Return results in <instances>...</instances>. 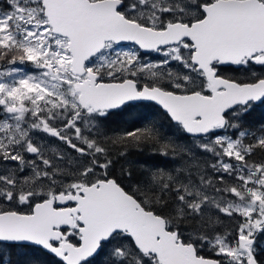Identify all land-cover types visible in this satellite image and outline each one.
Returning a JSON list of instances; mask_svg holds the SVG:
<instances>
[{
    "label": "snow or ice",
    "instance_id": "6c2138e0",
    "mask_svg": "<svg viewBox=\"0 0 264 264\" xmlns=\"http://www.w3.org/2000/svg\"><path fill=\"white\" fill-rule=\"evenodd\" d=\"M259 105L264 0H0V264H264Z\"/></svg>",
    "mask_w": 264,
    "mask_h": 264
},
{
    "label": "trees",
    "instance_id": "16d2710c",
    "mask_svg": "<svg viewBox=\"0 0 264 264\" xmlns=\"http://www.w3.org/2000/svg\"><path fill=\"white\" fill-rule=\"evenodd\" d=\"M227 75H234L233 73H226ZM243 78V77H241ZM132 114L136 115V114H142L145 116H151V117H159L160 116V111L158 109V107H156L155 105L151 104L150 102H141L140 106L133 109L132 110ZM125 119H129L130 117L125 116ZM248 121L250 124H252L254 127H259L260 122L264 121V105H259L257 107H255L254 111H252L250 113V115L248 116ZM115 126V125H114ZM51 142H53V145L55 147H61V148H65L68 149L66 146H64V144L58 140H56V138L51 137ZM69 153H71L72 155H76L74 153L73 150L68 149ZM134 160L136 159H145V157H133ZM259 158H257L258 160ZM221 219L224 221L223 225H218V228H232L234 226V222H232L230 220V218L224 216L223 214H221ZM264 238V235H261L258 237V241L262 240ZM43 261V264H54V259L50 256L48 257H42L41 258ZM97 264H101V260L98 259L97 260Z\"/></svg>",
    "mask_w": 264,
    "mask_h": 264
},
{
    "label": "rangeland",
    "instance_id": "374dc122",
    "mask_svg": "<svg viewBox=\"0 0 264 264\" xmlns=\"http://www.w3.org/2000/svg\"><path fill=\"white\" fill-rule=\"evenodd\" d=\"M124 47H125V48H130V47H132V46H131V45H124ZM159 59H161V57H159V56L156 55V54H154V55H143V60H144L145 62H154V61H157V60H159ZM26 67L28 68L29 71H33V69H31L30 66H26ZM36 135H38V136H43L44 139H45V144H46V145L54 146V145H53V142H51V137H48V136H46V134H43V133H36ZM64 146L67 147V145H64ZM54 147H55V146H54ZM58 148H61V147H58ZM61 149H64V150H66L67 152H69L68 149H65V148H61ZM70 154H71V153H70ZM259 241H260V242H264V238H263L262 240H259Z\"/></svg>",
    "mask_w": 264,
    "mask_h": 264
},
{
    "label": "water",
    "instance_id": "95a60500",
    "mask_svg": "<svg viewBox=\"0 0 264 264\" xmlns=\"http://www.w3.org/2000/svg\"><path fill=\"white\" fill-rule=\"evenodd\" d=\"M126 44H128V43H126ZM157 107V106H156Z\"/></svg>",
    "mask_w": 264,
    "mask_h": 264
}]
</instances>
